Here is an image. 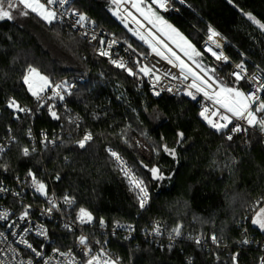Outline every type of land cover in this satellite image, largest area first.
I'll list each match as a JSON object with an SVG mask.
<instances>
[{"label":"trees","instance_id":"16d2710c","mask_svg":"<svg viewBox=\"0 0 264 264\" xmlns=\"http://www.w3.org/2000/svg\"><path fill=\"white\" fill-rule=\"evenodd\" d=\"M172 3L180 14L164 16L197 46V30L209 34L211 28L223 38L224 50L234 61L244 59L250 70L264 68V0ZM73 8L140 52L150 51L113 16L110 0H74ZM13 16L0 21V140L9 133L16 139L0 157V169L10 175L30 170L58 175L57 192L77 199L76 213L84 208L94 216L91 234L108 237L109 248L128 264H258L264 230L251 219L264 205L260 129L244 128L228 140L225 131L217 132L199 116L191 97L155 95L147 85L138 86L127 70L99 57L96 48L67 25L48 24L31 12L22 16L14 11ZM30 66L51 83H76L66 97L72 118L60 108L58 118L46 110L33 119L14 117L6 106L10 97L23 105L38 101L23 81ZM30 129L37 139L41 130L50 135L61 131L60 141L53 148H33ZM86 133L92 139L81 148L78 141ZM178 133L184 134L182 140ZM165 145L175 149V157L164 151ZM24 148L29 149L27 156ZM111 151L145 181L149 202L144 209ZM153 167L163 179L152 177ZM259 198L263 200L256 203ZM156 220L170 231L179 227L183 236L163 248L147 242L141 231ZM118 224L135 225L136 235L114 237L109 232ZM103 226L108 236L100 231ZM54 227L51 246L70 247L76 235ZM245 228L259 245L244 244ZM199 234H215L218 244H196L192 238ZM236 252L239 258L233 261Z\"/></svg>","mask_w":264,"mask_h":264},{"label":"built area","instance_id":"2783aa9c","mask_svg":"<svg viewBox=\"0 0 264 264\" xmlns=\"http://www.w3.org/2000/svg\"><path fill=\"white\" fill-rule=\"evenodd\" d=\"M73 1L74 0H68L63 6L58 3L49 6L55 9L58 13L59 18L54 21L55 23L67 25L71 30L86 40L87 43L94 46L99 57L107 60L113 66L117 67L112 63L113 60H116L126 66L125 68H117L125 70L127 68H132L136 75L131 76L134 78L138 86L147 85L150 92L153 94L156 92H159V94L166 92L181 96L184 94L187 95V92L191 91L196 96L194 102L199 116L204 107H207L209 111L206 115L214 120H219L218 116L212 117V111L218 109V105L213 104L211 100L205 98L203 93H197L195 89L188 87L193 82V77L188 75L187 79L183 78V74L178 67L179 62L171 55V52L164 47V43L170 46L176 54L180 55L197 74L204 76V72H202L194 62L189 61L183 56L164 36L153 28L148 21L136 13L131 2L122 0L118 5L119 13L122 14L123 17H126L133 25L139 27L141 31L148 34V30L151 29L156 32L160 37L159 41L161 43H158L156 39H152L156 43L158 49L171 59L173 63H169L168 59L156 55L152 50L148 53L140 52L125 38L110 33L106 28L97 27L87 15L79 13L73 8ZM40 2L46 3V0H40ZM148 3L153 9L162 15L180 14L179 9L173 5L172 0H166L167 10L160 9L152 2V0H148ZM129 13H131V15H129ZM79 15H84L86 19L77 24L76 21L78 20ZM133 17H135V19H133ZM138 20L143 21L145 25L141 27L137 23ZM197 32L201 37V41L197 47L198 52L201 54L202 61H204L203 63L207 64L210 69H215L216 72L218 71L219 77L226 85L239 87L246 93L253 91L255 85L246 80L236 81L231 73L233 71H239L236 66L243 63L249 76L256 74L257 78L261 79L264 78V68L259 67L255 70H250L248 63L244 59L234 61L225 52L222 44L218 43L213 38L210 40L209 34L200 30H197ZM93 37H95V39H93ZM217 45H219V47H217ZM209 47L217 52V54L222 53V58L217 60L211 52L207 51ZM102 51L107 52L108 55H101L100 53ZM225 57L227 60L224 59ZM144 66L153 69V72L148 75L139 72V68ZM223 66H227L228 68L222 72L221 69ZM185 74H187L186 71ZM156 76L160 77L158 81L156 80ZM173 77H175V79ZM205 79H207V77H205ZM50 85L51 86L47 87L45 91L40 94V99H37L38 101L35 105H23L17 102L13 97H10L6 106L8 107L9 101L15 100L16 104L27 110L25 112H20L15 108L8 107L14 113L16 119L24 116H29L33 119L35 114L40 113L42 110H46L50 116H52V112H55L57 116L59 108L68 113L70 118H72L66 102V97L75 88L76 83L72 80L64 79L56 83H51ZM56 85L62 86L55 89V91L59 92L60 96H63V99H60V96L54 95L53 89ZM169 88H171V91H168ZM213 88L218 90L216 85H213ZM263 94L264 92L260 93L261 98L263 97ZM219 111L221 113L224 112L223 109H219ZM77 121L78 120H76V122ZM236 124H240L242 128L253 129L255 127L249 126L246 121L233 118V123L228 126V129L224 130L226 136L229 134L233 136L235 134L230 133L229 129ZM60 132L61 131L54 132L50 135L41 130L37 139L33 134V130L30 129L27 132V136L30 138L33 148L38 145L42 148H53L60 141ZM259 134L264 142V129H260ZM15 139V136L9 133L0 140V157L10 149ZM117 155L119 156V159H116V157L113 158L121 168L123 177L129 182L132 190L137 193V181H143L144 185L147 187L145 181L140 178L139 175L135 174L130 165L119 154ZM30 172L35 176L38 182H42L46 185L47 195H42L35 190L32 177L29 175ZM57 177L59 176L48 175L45 171L37 174L32 170L24 174L10 175L5 169H0V264H87V261L92 256H99L101 261L110 260L115 261L116 264H128L121 256L117 255L109 248L108 237L102 240L91 234V231L94 230L93 215L91 223L81 224L79 222L77 219L79 212H75L77 199L72 195H60L57 192L55 185L59 181ZM66 196L72 201V203L65 202ZM49 200L56 204V207L53 208L51 212L47 211V209L52 207ZM262 200V198H259L256 203H259ZM25 212H27V216L24 215ZM5 213L6 216L3 215ZM21 217H23V219ZM54 226L68 230L76 235V239L70 247L61 249L51 246V232L54 230ZM157 226H159L160 229L159 235L154 232V229ZM172 230L173 229H171V231L167 230L162 221L156 220L153 221L150 226L143 227L141 232L144 234V239L147 242L152 243L156 247L163 248L165 245H173L177 239H180L183 236L181 232L179 236H176ZM100 231H102V234L108 236L106 226H103ZM109 233L114 237L120 235L123 238L130 239L136 235V227L135 225L126 226L118 224L111 228ZM244 233L245 238L243 241H248V243H244L245 245H259V240L250 236L247 228L244 229ZM81 236L87 238L86 246L80 244L79 238ZM211 236L206 237L199 234L192 239L195 243L196 240L199 239L200 243L198 245L208 248L209 245L218 244V242H212ZM29 244L32 246L31 248L28 247ZM33 249L35 251H33ZM261 249L263 253L258 264H264L263 243ZM37 252L40 253L39 256L36 255ZM233 256H235L237 260L239 258V252L234 253Z\"/></svg>","mask_w":264,"mask_h":264},{"label":"snow or ice","instance_id":"6c2138e0","mask_svg":"<svg viewBox=\"0 0 264 264\" xmlns=\"http://www.w3.org/2000/svg\"><path fill=\"white\" fill-rule=\"evenodd\" d=\"M68 0H46V3H41L40 0H0V21L2 20H12L14 19L13 12H18L22 16H28L29 13H36L41 19L46 21L48 24H52L54 21H56L58 17V13L55 9L49 7L50 5L59 4L63 6L66 4ZM120 0H113L114 4H118ZM154 4H156L160 9L167 10L166 7V0H152ZM180 3H183L184 0H179ZM132 6L136 8L138 12L148 21L149 24H151L153 27H156L158 31L163 33L164 35L169 36V38H172L169 35V32L166 31L170 30L171 33H175L176 36H179L181 40H184V37L180 35L179 32L175 28H173L170 24L167 23L163 19L162 16H159L155 11L152 10V8L149 6L147 11H145L143 8L140 7V0H132ZM62 15V14H61ZM131 15V13H129ZM86 17L84 15H79L78 20L76 21L77 24H79L81 21H84ZM135 19V17H133ZM249 19H254L253 17L249 16ZM139 23V21H137ZM161 25L163 27H161ZM260 27L264 28V24L260 25ZM209 32L211 35L209 36V39L211 40L213 36H218L219 33L214 32L211 28H209ZM136 35H139V38L141 40H144L146 43H149V46L152 48V51L156 53V55L161 56L164 59H168L169 63H173L171 59H169L167 56L164 55L163 52H161L155 45H153L149 40L145 38L144 35H141L139 33H135ZM149 35H152L149 33ZM95 39V37H93ZM153 39H157L155 36H153ZM158 43H161L159 40H157ZM185 44H188L186 40H184ZM165 48H167V45H164ZM178 47L181 48V51L184 52L186 56H188L189 59L193 58V55L199 56L201 55L199 52L195 50L190 44H188V48H184L182 45H178ZM219 47V45H217ZM188 49H191L189 51ZM169 52H171L172 56H176L174 52L171 51V49H168ZM208 52H211L213 56L216 57L217 60H220L222 58V53L217 54V52L213 51L212 48L207 49ZM101 55H108L107 52H101ZM227 60V58H224ZM176 60H179L178 67L181 70V73L183 74V78L187 79L188 75H191L193 77V82L188 86L189 88L195 89L197 93H203V96L207 98L208 100H211L213 104L218 105V109L212 111V117H219V120H214L206 113H208L209 109L207 107H204L203 111L200 112V116L207 121V123L215 129L217 132H223L225 129H228V126L233 123V118L237 120H243L246 121V123L249 126H255L256 123H259V125L264 128V118L257 121L256 113H264V99L261 98L260 93L264 92V78L258 79L256 74H252L249 76L246 72L245 66L243 63L238 64L236 67L239 69V71H233L231 75L235 77L236 81L246 80L249 81L251 84L255 85L253 91L251 92H244L239 87H226L223 85L222 81H219L218 79H214L212 76L208 75V72H215V69H208L205 70L200 64H197L198 68H201V71L204 72V76H201L197 74L196 72H193L191 68H188V66L184 63L183 60H180L178 56H176ZM113 64H115L117 67L125 68L126 66L118 62L116 60L112 61ZM129 75H136L135 72H133L132 68L126 69ZM185 71L187 74H185ZM139 72L144 73V75H148L149 73L153 72V69L149 68L148 66H144L139 68ZM244 73V74H242ZM38 77L39 81H41V85L38 89L33 88V81L30 79L31 77ZM207 77V79H205ZM175 79V77H173ZM160 79L159 76H156V80L158 81ZM23 81L25 84L29 86V91L32 92L33 96H36L37 99H40V93L45 91V89L50 85V82L46 76H41L40 73L33 67H29L27 69V74L23 76ZM213 85H216V88L218 90L213 88ZM62 87L61 85H56L53 89L54 95L60 96V93L55 91V89H58ZM168 91H171V88L168 89ZM156 95H159V92L155 93ZM188 96H191L193 100L196 99V96L191 92H187ZM60 99H63V96H60ZM8 107L15 108L20 112L27 111L26 109L20 107V105L16 104L15 100H11L8 103ZM219 109H223L224 112L221 113ZM51 111V109H50ZM227 113V114H225ZM54 118H58L56 116L55 112L51 113ZM230 114V115H228ZM222 121V122H221ZM246 129L242 128L240 124L234 125L231 129H229L230 133H236L245 131ZM178 136L180 140L183 139L184 134L178 133ZM92 139L91 133H86L82 140L78 141L79 147L84 148L85 144ZM228 140L232 139V135L229 134L227 136ZM180 141L178 140V143ZM164 151L175 157V149H169L166 145L164 146ZM23 154L27 156L29 154V149L24 148ZM111 155L113 157H116V159H119V156L115 152H111ZM152 173V177L154 179H163V175L160 173V170L158 168H151L150 169ZM29 175L32 177L33 185L35 186V190L39 192L42 195H47L46 193V185L42 182H38L35 178V176L30 172ZM59 179V177H57ZM136 188L137 191V199L140 209H144L146 204L149 200V193L147 190V187L144 185L143 181H137L136 182ZM66 203H72V201L66 196L65 197ZM49 203L52 205L51 208L47 209V211L51 212L53 208L56 207V204L49 200ZM6 216V213L3 214ZM25 216H27V212L24 213ZM23 219V217H21ZM77 219L81 224L85 223H91L93 220L92 214L87 211L84 208H80ZM103 220H101V224H103ZM252 223L254 225H258L261 230H264V209H261L259 213H257L256 217L252 219ZM173 233H175L176 236L180 235V228H174ZM155 234H160L159 226H157L154 229ZM211 240L213 243H217V237L215 234L211 236ZM80 244L85 245L87 244V238L84 236H81L79 238ZM244 243H248L247 240L243 241ZM196 243L199 244L200 240L197 239ZM29 248L32 246L29 244ZM33 251H35L33 249ZM88 254V253H86ZM36 255H40L39 252L36 253ZM236 260V257L233 256V261ZM87 264H116L115 261L110 260H103L101 261L99 256H92L88 261Z\"/></svg>","mask_w":264,"mask_h":264},{"label":"rangeland","instance_id":"374dc122","mask_svg":"<svg viewBox=\"0 0 264 264\" xmlns=\"http://www.w3.org/2000/svg\"><path fill=\"white\" fill-rule=\"evenodd\" d=\"M111 1V12H112V14H113V16L114 17H116L128 30H129V32L134 36V37H136L138 40H140L141 41V39L139 38V35H136L135 33H139V34H141V35H144L145 36V38L147 39V40H149L153 45H155L156 47H157V45H156V43L154 42V40L152 39L153 38V36H155L157 39L156 40H160V37H159V35L156 33V32H154L153 30H148L149 31V33H151L152 35H148L147 33H145V32H143V31H141V29L139 28V27H137L136 25H133L126 17H123V15L122 14H120L119 13V10H118V5H119V3L122 1V0H120V2L118 3V4H114L113 3V0H110ZM127 1H129V2H131V5H132V0H127ZM149 4L145 1V0H140V7L141 8H143L145 11H147V9L149 8ZM133 7V6H132ZM151 7V6H150ZM152 8V7H151ZM133 9H134V11L136 12V13H138L139 15H141L140 14V12H138L137 10H136V8H134L133 7ZM152 10L153 11H155L159 16H162L163 17V19L165 20V21H167V23L168 24H170L173 28H175L176 30H177V32H179L180 33V35L181 36H183L184 37V40H186L187 42H188V44H190L193 48H195V50L198 52V47H197V45H196V43H194L192 40H190L184 33H182L181 32V30L174 24V23H172L171 22V20L167 17V16H164V15H161V14H159L155 9H153L152 8ZM142 16V15H141ZM143 17V16H142ZM144 18V17H143ZM145 19V18H144ZM146 20V19H145ZM139 21V25L141 26V27H143L145 24H144V22L143 21H140V20H138ZM147 21V20H146ZM161 27H163L162 25H161ZM156 31H158L157 30V28L156 27H153ZM166 31H168L169 32V35L172 37V38H169V36H167V35H164L163 33H161L160 31H158L162 36H164L183 56H185L189 61H191V62H194L195 64H196V66H197V64H200L205 70H208V69H210L209 67H208V65L207 64H205V63H203L204 61H202V57L199 55V56H195V55H193V58L192 59H189L188 58V56H186L185 54H184V52L183 51H181V48L180 47H178V45H182L184 48H188V44H185L184 43V40H181L180 39V37L179 36H176L175 35V33H171L170 32V30H167L166 29ZM214 32H216V33H218L217 31H215V30H213ZM209 35H211V33L209 32ZM215 41H217L218 43H220V44H222V45H224V40H223V38L220 36V34L218 35V36H213L212 37ZM143 41V40H142ZM164 43V42H163ZM164 45H167L166 43H164ZM148 47H149V49L150 50H152V48L149 46V43H148ZM158 48V47H157ZM167 50L168 49H171V51L172 52H174L173 50H172V48L170 47V46H168L167 45V48H166ZM189 51H191V49H188ZM175 53V52H174ZM176 54V53H175ZM176 56H178L179 58H180V60H183L184 61V63L188 66V68H190V66L188 65V63L180 56V55H178V54H176ZM176 56H174L175 58H176ZM178 62H179V60H177ZM223 68H226V66H223ZM192 69V68H191ZM200 70H201V68H199ZM38 71V70H37ZM192 71L193 72H195L193 69H192ZM39 72V71H38ZM40 73V72H39ZM27 74V73H26ZM40 75L41 76H45V75H43V74H41L40 73ZM208 75L209 76H212L214 79H218L219 81H222L223 82V80L219 77V75H218V71L216 72H208ZM48 78V77H47ZM34 83H33V88L34 89H38L39 88V86L41 85V81H39V79H38V77H35V76H33V77H31L30 78ZM48 80H49V78H48ZM49 82H50V80H49ZM50 84H51V82H50ZM223 85L224 86H226V87H233V86H229V85H226L225 83H223ZM27 87H28V90H29V86L27 85ZM30 92V91H29ZM32 93V92H31ZM42 93V92H41ZM40 93V94H41ZM256 116H257V121H259L260 119H262L263 118V116L261 115V113H256ZM207 122V121H206ZM255 127H257V128H259V129H264V128H262L260 125H259V123H256V125H255ZM261 209H264V205L263 206H261L256 212H255V214L253 215V217H252V219L253 218H255L256 217V215H257V213H259L260 211H261ZM252 219H251V222H252ZM253 224V223H252ZM254 225V224H253ZM178 226H181L180 224L178 225ZM254 226H256V227H258L259 228V226L258 225H254ZM260 229V228H259Z\"/></svg>","mask_w":264,"mask_h":264}]
</instances>
